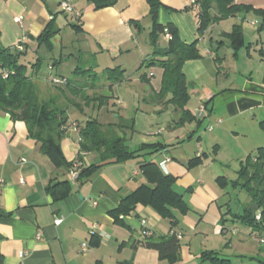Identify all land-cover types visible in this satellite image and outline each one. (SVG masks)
<instances>
[{
  "label": "crops",
  "instance_id": "1",
  "mask_svg": "<svg viewBox=\"0 0 264 264\" xmlns=\"http://www.w3.org/2000/svg\"><path fill=\"white\" fill-rule=\"evenodd\" d=\"M59 1L0 0V48L13 52L24 37L25 59L33 62L39 57L42 63L48 58L46 64L49 70L59 67L65 59L75 58L76 53H85L87 57L82 59L84 68L92 67L99 75L108 67L119 66L125 70L130 66H140L150 57L153 51L149 43L152 19L147 0H113L111 5L98 8L92 0H72L81 14L79 20L70 12L62 11ZM159 1L157 23H172L184 42L198 40L201 57L183 64L190 94L187 107L194 112L199 105H205L202 120L213 113L216 116L213 117L215 127L210 125L207 128L212 132L210 144L213 155L203 150L201 135L194 141V134L186 125L169 127L166 134H162L160 127L157 131L161 133L159 138L155 132L143 133L135 127L133 133L128 131L131 148L146 142L168 144L183 138L185 140L155 153L139 152L124 161L103 164L88 179L80 181L73 179L65 168L55 166L40 151L39 143L28 136L24 121L13 120L8 113L0 111V264H211L201 259V253L205 250L217 251L218 256L229 259L230 264H234L232 258L241 264L246 260L248 264H260L257 257L263 255L261 244L252 254L230 251L235 245L245 243L246 238L252 239L251 228L244 226V236L233 239L228 234L233 229L236 233L239 230L236 223L229 219L222 222L223 212L241 211L242 205L248 204L249 197L245 193L244 200L236 209L228 202H221L222 195L214 179L226 176L217 175L214 157L220 150L219 134L237 133L223 125V121L238 117L253 121L259 115L262 119L257 127L264 135V129L260 126L264 120V54L261 53V50L264 52V31L257 30L261 17L253 12H241L211 24L200 35L196 10L190 7L187 0ZM235 1L264 12V0ZM212 11L215 12L214 9ZM249 15L253 17L257 38L253 41L250 37L246 42L243 21ZM234 17L239 18V22H233L230 30L221 27L223 21ZM50 20H53L58 31L49 38L50 47H47L39 43L36 37ZM133 21L141 25L139 31L133 27ZM236 23H241L242 33L233 42L234 48L222 34L230 32ZM73 24L76 26L73 27ZM161 37L163 43L160 42ZM160 38L158 44L163 45L167 38L165 35ZM213 43L216 47L212 46ZM222 48L231 51L221 52ZM242 48L244 54H240ZM67 50L70 52L66 58L63 52ZM239 55L255 61L257 67L255 72L251 69L249 74L245 71L246 67L236 70L239 77L230 78V70L223 63L227 56L237 59ZM76 67L73 73L81 79L82 76L75 73ZM156 68L161 77L162 69ZM51 72L41 73L42 82L40 79L34 80L39 84L45 83L47 87L51 77H65L50 75ZM125 84L135 90L136 98L145 100V105L151 106L147 99L149 87L138 78L116 84L112 91ZM150 85L154 90L159 89L151 82ZM151 108L154 113L160 112L159 107ZM137 110L147 111L139 105ZM106 111L108 113L110 110ZM77 113L82 114L81 110L67 111L70 121L75 122L61 139V149L68 161H73L79 151L80 137L76 124L80 119ZM166 113L168 111L158 114ZM252 114L254 117L248 118ZM116 116L107 122H114ZM256 136L257 148L264 147L260 145L264 144V136H260L259 132ZM235 153L239 168L241 161L252 154L243 147ZM198 156H201L202 162L195 165L188 163ZM166 157L169 160L160 166L159 163ZM98 160L96 152L84 153L82 157L84 165ZM146 161L157 162L164 173L174 176V189L182 194L190 206L188 212L178 214L175 227L171 226L170 219L162 217L146 203L148 182L141 168ZM59 180L68 181L70 191L54 199L47 186ZM136 190H139L137 202L127 214H119V221H116L111 211L120 205L122 198ZM56 217L61 218L59 223L54 222ZM141 218L145 219L155 238L166 236L171 231L178 234L180 245L175 260L139 243L144 237L139 226ZM83 242L87 243L86 250L81 248Z\"/></svg>",
  "mask_w": 264,
  "mask_h": 264
},
{
  "label": "trees",
  "instance_id": "2",
  "mask_svg": "<svg viewBox=\"0 0 264 264\" xmlns=\"http://www.w3.org/2000/svg\"><path fill=\"white\" fill-rule=\"evenodd\" d=\"M92 1L97 8L113 3V0ZM147 2L149 16L152 19L149 43L153 47V51L150 57L138 67L137 78L149 87L148 103L152 107H160V112L170 111L174 115L168 122L169 127L180 128L195 122L197 128L203 116L197 117L187 107L190 94L183 72V64L188 60L201 57V51L197 45L198 40L184 42L180 39L177 29L172 23L158 24L156 14L160 1L147 0ZM196 2L198 3L196 13L200 35L211 24L241 12H253L260 16L261 20L257 30L264 31V12L250 5L237 3L235 0H196ZM213 9L215 12L212 11ZM132 23L137 31L141 29V25L137 21ZM74 26L76 24H73ZM57 31L53 20H50L36 39L39 43L50 47L49 38ZM165 31L170 33V38L160 45L158 40L161 35H165ZM241 33V23H236L230 32L224 33L222 36L228 39L233 46V42ZM14 50L10 52L0 48V63L11 70L6 78H3L0 73V111L8 113L13 120L24 121L28 136L39 143L40 151L48 156L55 166L63 167L68 171L77 170L80 181L88 179L94 170L103 164L121 162L134 157L139 152L155 153L163 147L173 146L185 140L183 138L168 144L161 141L146 142L131 148L127 133L128 131L133 133L135 130L134 118L127 119L117 114L114 122H101L96 117L88 116L76 124L80 137L79 151L73 161H68L61 149V139L65 136L68 127L75 121H70L67 111L81 110L82 107L77 101V97L83 99L86 104L95 102L98 108L107 105L111 97L101 90L103 88L112 90L114 85L123 82L125 70L119 66L108 67L103 74L99 75L93 71L92 67L77 66L75 73L82 76L80 80L71 81L68 78L59 77L63 79V82L55 83L49 79L54 92L49 93L46 98H40V86L34 79H41L39 72L42 64L41 58L37 57L35 61L30 62L25 59V50L16 48ZM261 53L264 54L262 50ZM153 66L162 69L158 90L152 88L148 72L142 70L143 67ZM101 79L108 84L100 85ZM88 90H93L92 96H89ZM260 126L264 129V120L260 122ZM194 131L190 130V133L193 134ZM88 152H96L99 157L98 162L84 165L82 157L84 153ZM75 162L79 163L77 168L74 167ZM200 162H202V158L198 156L188 163L195 165ZM141 168L148 182L146 203L162 217L170 219L171 226L175 227L178 224V214L188 212L190 206L182 194L174 189V176L164 173L155 161H146L141 165ZM216 180L221 188H226L228 184L226 177L219 176ZM232 183L244 190L249 197V202L247 205H242V210L239 212L231 210L223 212L222 222L229 219L251 228L250 235L260 233L264 230V147H258L254 155L249 154L241 161L237 178ZM47 190L54 199H58L69 193L70 184L66 180L52 181L47 186ZM138 191H133L122 198L120 205L111 211L116 221H119V214H127L133 208L138 199ZM257 212L260 214L258 219L256 218ZM227 215L229 218H226ZM143 236L139 243L156 249L161 256L175 260L180 245L178 234L175 231L159 238H155L153 232L149 236ZM261 252L263 255L257 257V260L260 264H264V244H261ZM201 259L207 260L211 264H230L229 259L221 258L215 250L203 251Z\"/></svg>",
  "mask_w": 264,
  "mask_h": 264
},
{
  "label": "rangeland",
  "instance_id": "3",
  "mask_svg": "<svg viewBox=\"0 0 264 264\" xmlns=\"http://www.w3.org/2000/svg\"><path fill=\"white\" fill-rule=\"evenodd\" d=\"M252 15L248 16V19L243 21V31L245 35V41L248 42L251 37L253 41L257 38V32H256V27L252 23ZM233 22H239V18L234 17L231 19H227L221 23V27L226 30H230ZM141 36V35H140ZM64 38L66 35L63 36ZM141 38V37H140ZM160 42L163 43L164 39L161 37ZM144 44V43H143ZM146 45V44H145ZM213 47H216V45L213 43ZM70 47V46H69ZM228 49V50H227ZM222 48V51H231L229 48ZM70 51H64L63 54L67 56V53ZM240 54H244V50L240 51ZM76 53V52H75ZM81 54V55H80ZM76 53L75 58H71L67 61V59L64 60L63 64H61L59 67L55 68L54 70H49L47 68V61L48 58H46L41 65L40 68V74L41 73H48L51 72L52 74L50 75H64L66 78H68L71 81H76L80 80L79 78H76L75 74L73 73V69L78 65L80 67H85L84 62L82 59H85L87 57L85 53ZM78 58V61H77ZM31 60V58H29ZM80 59V61H79ZM223 66L227 69L230 70L229 77H239V75H236V72L241 69L245 68V71L247 74H249V71L251 69H255L257 67L256 62L247 59L244 56L239 55V58L237 59H232L230 56H227L226 61L223 63ZM105 67V66H104ZM138 66L135 67H128L125 69V80L124 81H129L133 80L134 78H137V70ZM97 71L102 70V68H95ZM142 70H145L148 72H153L154 75L151 73L149 74L150 77V82L154 87H160V81L161 77L159 76L157 68L154 66V68H146L143 67ZM237 70V71H236ZM41 81V79L39 80ZM42 82V81H41ZM102 83L108 84L105 80L101 79L99 84L101 85ZM133 83V82H132ZM45 83H40V98H46L49 93L54 92L53 88L51 87V83L47 82V87L44 85ZM139 90V89H138ZM99 92V91H97ZM104 94L109 95L111 98L108 101V104L101 107L103 110H99L98 112V107L96 106L95 102H90L86 104L83 99L80 97H77V101L81 104V113L78 114L77 117L83 121L86 117L88 116H93L96 117L98 120L101 122H107L109 119L112 120L115 118V115L120 114L123 115L125 118L130 119L134 118L135 119V127L139 130V132L143 133H148L150 131L155 132L156 136L159 138L161 137V133L158 134V129L162 127V134H166L168 132L167 128H169L167 124V120H170L174 117L170 111L166 114L159 115L158 113H154L152 111V106L148 107L145 105L143 100L141 98L138 99V97H135V90L130 87L129 85H121L117 90L112 91L107 88H103L101 90ZM139 93V92H138ZM89 96L93 95V90H88ZM138 105L142 109H146V112L138 111L137 107ZM106 108V109H105ZM107 109L108 111L107 113ZM160 109V107H159ZM75 111H78V109H74ZM162 110V108H161ZM106 114V115H104ZM220 115V114H216ZM214 113L210 117H205L201 123L198 125L196 128L195 122L187 124L186 127L190 130H195L193 132L194 134V141L197 139L199 135H201L202 140V148L204 151L209 153H212V147H211V134L212 132L208 131V126L212 125L213 128L215 127V123L213 121ZM218 117V116H217ZM249 117H254L253 114L248 116ZM262 119L261 116L257 115L255 120L250 121V119H246L245 121L242 119V117H238L234 120H227L223 121V125L225 124L228 126L230 129H233L237 133H233L232 135H226L223 133V135L219 134V143H220V150L219 153L214 157L215 162L214 165L217 168V175H225L228 184L226 185V188H221L217 182L216 179L215 182L217 183L218 189L220 190L221 196V202L223 203H230L231 207L233 209H236L240 207L239 205L242 203V201L245 198V192L243 189H241L238 186H234L232 181H234L237 178V169L239 168V161L236 159V153L235 151L238 148H244L247 149L249 153H252L253 155L257 151V145L255 144V139H256V134L259 132L260 136H264L263 133L258 129L257 123L258 121ZM221 124V125H222ZM164 129V131H163ZM257 132V133H256ZM136 135V134H135ZM236 136V137H233ZM127 137L130 138L129 133L127 134ZM193 141V142H194ZM130 147L132 144L130 143ZM264 145V144H260ZM213 155V153H212ZM208 161V160H207ZM209 163H207L208 165ZM219 171V172H218ZM236 227L239 230L237 233L232 232L229 233L228 235L231 236L233 239H239L242 236H244V229L245 227L240 225L239 223H236ZM260 248V243L257 239L253 238L250 240L246 238L245 243L243 244H237L235 245L230 251L231 253H247V254H252L256 249ZM232 262L234 264H241L239 260H235L232 258ZM248 264V261H244V264Z\"/></svg>",
  "mask_w": 264,
  "mask_h": 264
},
{
  "label": "built area",
  "instance_id": "4",
  "mask_svg": "<svg viewBox=\"0 0 264 264\" xmlns=\"http://www.w3.org/2000/svg\"><path fill=\"white\" fill-rule=\"evenodd\" d=\"M188 1V4L195 10L198 9V3L196 2V0H187ZM59 8L64 11V12H70L75 19L79 20L81 14L80 12L75 8L72 0H60L59 1ZM20 19V18H17V20ZM165 36L166 38H170V33L168 31H165ZM24 37L21 38V40L18 42V44L16 45V49L17 50H23V42H24ZM0 73H1V76L3 78H6L8 76L9 73H11V70H9L7 67L3 66L1 63H0ZM50 81L52 82H55V83H60V82H63V79L61 78H58V77H51L50 78ZM204 112H205V106L203 104L199 105L195 110H194V114L197 116V117H201L204 115ZM80 140V138H79ZM169 158L166 157L164 160H162L159 165L160 166H163V164L168 161ZM79 165L78 162H75L74 163V167L77 168V166ZM69 174L70 176L73 178V179H77L78 178V171L73 169V170H70L69 171ZM260 217V214L259 212H257L256 214V218L258 219ZM61 221V218L60 217H56L54 219V222L55 223H59ZM139 226H140V230H141V233L145 236H149L152 234V231L146 226V221L144 218H141L140 221H139ZM236 230L233 229L232 232H235ZM91 233H93L91 231ZM37 236L39 237V234H37ZM253 238L257 239L259 241L260 244H264V230L261 231L260 233L258 234H252L251 235ZM81 248L82 250H86L87 248V243L86 242H83L81 244Z\"/></svg>",
  "mask_w": 264,
  "mask_h": 264
}]
</instances>
